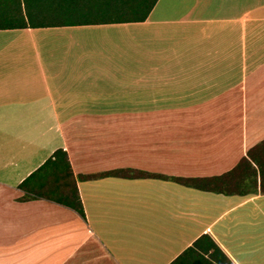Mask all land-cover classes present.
Masks as SVG:
<instances>
[{"label": "crops", "instance_id": "1", "mask_svg": "<svg viewBox=\"0 0 264 264\" xmlns=\"http://www.w3.org/2000/svg\"><path fill=\"white\" fill-rule=\"evenodd\" d=\"M262 142L264 0L0 30V264H171L202 235L264 264L258 175L232 195L174 180L220 177ZM59 149L84 218L19 188Z\"/></svg>", "mask_w": 264, "mask_h": 264}, {"label": "trees", "instance_id": "2", "mask_svg": "<svg viewBox=\"0 0 264 264\" xmlns=\"http://www.w3.org/2000/svg\"><path fill=\"white\" fill-rule=\"evenodd\" d=\"M158 0H0V30L141 23ZM264 142L229 172L209 179L175 178L177 183L205 191L232 195L256 188L257 175L264 191ZM115 175V174H114ZM124 177L146 176L126 172ZM19 188L75 210L84 218L74 177L62 150H57ZM171 264H231L207 235L199 237Z\"/></svg>", "mask_w": 264, "mask_h": 264}, {"label": "rangeland", "instance_id": "3", "mask_svg": "<svg viewBox=\"0 0 264 264\" xmlns=\"http://www.w3.org/2000/svg\"><path fill=\"white\" fill-rule=\"evenodd\" d=\"M13 130V129H12ZM10 155L9 154H7V153H2V152H0V157L2 158V159H4V158H7L8 159V157H9Z\"/></svg>", "mask_w": 264, "mask_h": 264}]
</instances>
